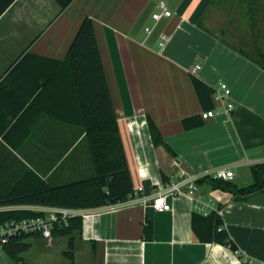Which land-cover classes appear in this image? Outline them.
<instances>
[{
  "label": "crops",
  "instance_id": "1",
  "mask_svg": "<svg viewBox=\"0 0 264 264\" xmlns=\"http://www.w3.org/2000/svg\"><path fill=\"white\" fill-rule=\"evenodd\" d=\"M160 1L172 16L155 21ZM225 1L226 10L219 0H72L66 8L59 0H14L0 15V202L14 188L19 199L92 174L84 136L58 120V87L48 82L53 62L66 58L87 17L135 193L124 203L79 209L82 230L72 236L30 237L20 262L0 244V264H264V193L237 202L204 183L194 197H172L169 212H156L151 203L181 169L229 168L232 182L245 187L254 181L252 166L264 163V70L236 46L249 44L242 33L252 30L264 51V0H250L251 6L239 0L243 11L236 0ZM234 15L246 16L243 28L234 25ZM193 78L213 91L228 84L234 110L223 111L213 92L219 114L186 130L183 120L205 111ZM149 118L174 155L154 143ZM11 207L48 206L0 204ZM200 208L217 209L237 252L197 240L192 216L205 215ZM72 237L73 263L63 255Z\"/></svg>",
  "mask_w": 264,
  "mask_h": 264
},
{
  "label": "trees",
  "instance_id": "2",
  "mask_svg": "<svg viewBox=\"0 0 264 264\" xmlns=\"http://www.w3.org/2000/svg\"><path fill=\"white\" fill-rule=\"evenodd\" d=\"M14 0L0 3V15ZM66 8L72 0H59ZM255 62L264 70V51H257ZM55 63L48 82L58 87V120L80 129L87 146L93 171L90 176L75 181L59 183L47 191L29 197L19 196L17 189L1 198L0 204H32L64 207L70 209H96L127 202L135 197L134 188L124 147L122 144L117 117L108 88L102 58L93 22L85 18L69 48L64 60ZM194 86L204 110L213 108L211 96L213 89L197 78ZM202 116L188 117L183 120L186 130L201 126ZM149 128L156 145H162L172 155L174 151L164 141L158 127L149 118ZM254 181L245 187H239L232 181L213 179L205 176L197 185L209 184L213 189L229 193L237 202H247L253 196L264 193V163L251 168ZM221 210V207H219ZM218 209V210H219ZM28 210L0 212V225L12 220H22L37 216ZM83 219L72 218L67 226H56L52 230L54 238L72 236L82 230ZM150 224H146L149 228ZM192 227L197 240L202 243H217L231 247L237 252V246L231 239L221 215L212 211L208 215L194 213ZM36 235H20L0 243L2 249L15 261H22L21 254L30 249L27 241ZM38 236V235H37ZM76 244L72 237L68 250L63 255L72 263Z\"/></svg>",
  "mask_w": 264,
  "mask_h": 264
},
{
  "label": "built area",
  "instance_id": "3",
  "mask_svg": "<svg viewBox=\"0 0 264 264\" xmlns=\"http://www.w3.org/2000/svg\"><path fill=\"white\" fill-rule=\"evenodd\" d=\"M158 7L159 11L153 14V19L155 21L172 16V12L168 9L165 1H160ZM147 31L149 30L147 29ZM199 68L198 65L194 66L192 73H196ZM231 92V88L226 83H221L219 88L214 91V99L221 105V109L227 113H232L234 110V105L228 101ZM219 111L220 109L203 111L201 114L202 119L210 120L215 118L219 114ZM175 165L178 167L179 163L176 162ZM205 176L224 181H233L235 178L234 172L229 168H218L208 174H195L181 169L175 180L173 179L168 182V184L163 185L161 189L156 192L151 200L152 208L159 213L171 211V198L181 194L194 197L198 191L197 181ZM16 210L19 209L11 207L0 209V212ZM202 210L205 215L209 214L205 208ZM213 210L217 212V209ZM35 212L38 213L35 217L12 220L4 225H0V243H5L10 238L23 234H33L44 239H52V230L54 227L67 226L72 218L83 216V213L79 209L54 206L43 207L39 210H35Z\"/></svg>",
  "mask_w": 264,
  "mask_h": 264
},
{
  "label": "rangeland",
  "instance_id": "4",
  "mask_svg": "<svg viewBox=\"0 0 264 264\" xmlns=\"http://www.w3.org/2000/svg\"><path fill=\"white\" fill-rule=\"evenodd\" d=\"M260 1H263V0H260ZM219 7L222 8L223 10H226V7L229 5L227 3V1L225 0H219ZM249 2V6H251V1L248 0ZM235 5L234 7L236 8V10H239V11H243V9L245 10V4H240L239 3V0H236V3L233 4ZM242 7V8H241ZM251 17V16H250ZM246 18V16H242V15H234V25H236V27H242L244 26V23H243V20ZM247 23V22H246ZM249 25V24H247ZM250 26V25H249ZM243 28V27H242ZM251 29V28H250ZM207 34H211L209 32V30H206L205 31ZM249 36H248V35ZM212 35V34H211ZM242 37L247 39V37H249V44H246V46H241L240 44L239 45H236L238 48H241L243 49L247 54L249 55H252L253 57H256L257 56V46L256 45L257 43L255 42V36L253 35V32L252 30H250V32L248 33L247 31L243 30V33H242ZM256 46V47H255ZM264 47V46H263Z\"/></svg>",
  "mask_w": 264,
  "mask_h": 264
}]
</instances>
